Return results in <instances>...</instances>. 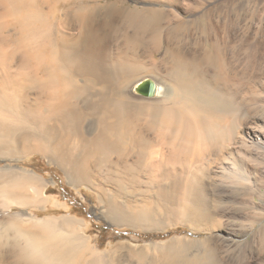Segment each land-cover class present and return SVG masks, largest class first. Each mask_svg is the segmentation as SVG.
Here are the masks:
<instances>
[{
    "label": "bare ground",
    "instance_id": "6f19581e",
    "mask_svg": "<svg viewBox=\"0 0 264 264\" xmlns=\"http://www.w3.org/2000/svg\"><path fill=\"white\" fill-rule=\"evenodd\" d=\"M71 1L0 0V156H48L71 184L94 190L116 224L147 227L164 210L195 232L213 233L224 262L236 258L264 218L248 211L264 205V79L254 76L246 32L236 40L230 22L206 23L208 10L178 19L169 26L175 35L206 20L208 38L189 52L178 36L160 41L170 8L112 4L100 15L84 0L75 9ZM182 1L189 8L196 0L168 6ZM61 2L77 27L55 21ZM121 18L132 31L114 57L107 47ZM145 39L154 45L147 56ZM139 73L160 78L136 80ZM11 169H0V264H106L84 220L26 210L48 205L41 184L50 181ZM153 186L151 203L145 195ZM130 188H139L135 199L126 197ZM166 253L164 261L179 252ZM196 258L193 264L205 263Z\"/></svg>",
    "mask_w": 264,
    "mask_h": 264
},
{
    "label": "rangeland",
    "instance_id": "374dc122",
    "mask_svg": "<svg viewBox=\"0 0 264 264\" xmlns=\"http://www.w3.org/2000/svg\"><path fill=\"white\" fill-rule=\"evenodd\" d=\"M169 1L170 0H96L92 2L93 4L87 2L85 3H87L88 6L96 7L97 9L95 11H97L100 15H103V13L106 12L107 7L112 4L121 10L135 7L142 8L144 6L170 8L171 12H168V16H166L168 20L164 16L166 19L162 17V21L159 23L160 28L158 29L159 31L157 30V32L161 34V38H163L165 35V39L160 38V41H163L162 43L164 45L170 41V38L168 39L167 36L171 37L173 40L174 37L178 36L177 39L180 41L182 40L180 43H183L188 51L192 49L191 45H193V43L198 42L197 44H203L205 39L208 38L206 32L203 30L204 26L206 25V20L200 21L196 24L188 25V28L181 30L179 35H175L174 33L172 34V31L169 32V26H171L178 19H183L184 21L193 20L194 17L200 16L204 11L208 10L210 21L207 20L206 23H218L217 25L222 27V25L230 22L232 26L236 28L237 33H239V36L236 38V40H238L243 32H246L244 36H242L243 38L247 37L246 39L249 44L247 47L249 46V49L251 47L253 48V50L250 49V52H253L252 62L254 66H256L254 67L255 70L253 71L254 76H256L258 82L259 79H264V0H234L237 1L235 3L231 2V0H196L189 8L188 5L183 1L181 4H172V6H168ZM71 2L73 9L80 5L79 1L72 0ZM67 5L68 4L65 2H61L60 5L56 7L57 10L55 14V21L59 22L61 25L63 24L64 26H68L69 28L77 27V24H75L76 22L73 18V10L67 14L63 13V11L67 8ZM46 7L48 6L46 5ZM116 23L114 30H117V35L115 34V39L113 37L107 47V52L114 57L126 46V43L122 38L123 34L126 32L131 33L132 31V26L130 27L131 24L127 19H118ZM116 25L118 28H116ZM170 34L174 37L172 38ZM144 41L145 42L142 45L144 50L141 48L140 51L147 56L148 53L146 51L150 50L151 47L153 48L154 45L148 39H145ZM162 51L163 49H161V52L159 53L162 54ZM192 52H194L193 49ZM160 54H157L156 57L159 58L158 56ZM237 64L238 63H236V65ZM258 73L260 76L257 75ZM147 76L160 78L156 74L149 75L139 73V76H137L136 80ZM245 95L248 96V94ZM249 105L250 107H253L255 104L253 102H249ZM7 156L8 155L0 156V169L6 167L7 169H11L13 167L11 170H15V172L18 171L19 174H23V171H32L37 176H40L43 181H50V183H43V185L41 184L42 193L44 192L50 200L48 205L45 206L46 209L43 207H41V209L36 207H26V210L38 217H59L65 215L67 217H77L84 220L87 223L86 226L83 227L84 232L87 236L91 237V241H89V243L97 246L99 250L103 251L106 264H193L195 262V258H198V256L200 257L198 260L201 259L203 260L202 262L206 263L204 260L208 258L211 263L215 261L214 264H218L225 259H220L222 257L221 255L223 254L221 249L223 250L222 247H224V244L222 243V245L220 240L218 243V239L215 238L216 236L213 237V233L203 231L195 232V230L192 229V224V227L188 225L189 221L186 224L184 222L187 221H183L184 219L179 218V216L176 218L175 214L172 215V213L170 214L169 211L167 214V211L164 212V210H162L164 213L161 210H157V214L154 212V217L152 215V220L153 218H155V220L158 218V220L152 221L150 219V224L152 227H150V224H148L150 225L149 227L148 225L147 227L145 225L144 227L142 225L138 227H130V224H116L105 212L106 209L98 199L97 193L94 190L89 189L85 184H83V186L79 185L78 187L71 184L69 182V177L60 166L52 162L49 163L50 159L48 156H43L37 153H31L23 157L15 155ZM8 166L10 167L8 168ZM141 188L140 190L143 191L144 186ZM155 188L157 187L153 186L152 188H148V190L150 189L151 191H147L148 194L146 193L145 200L148 199V201L151 203L157 201V197H155V192L157 190ZM131 189L132 188L129 189L130 193L128 195L126 194V197L131 199L133 198V195L131 194H134L135 199L136 194L140 192H138L139 188H136L135 190ZM153 195L154 198L152 197ZM152 200L154 202H152ZM256 200L258 201L257 198ZM256 207L257 209H248L250 215L255 214L257 211H262L261 213L264 217V205L262 207ZM227 208L231 209L229 206H227ZM17 210L18 209L15 207L11 208L9 212L14 213ZM154 222L157 224L154 225ZM77 227L79 228L78 225ZM247 238L249 241L247 245L242 248L243 250L234 253V255L231 253V255L235 256L236 258H233L234 260H226V262L228 261L229 264H247L248 262V264H264V218L261 222V225H257L253 230V233L249 234ZM122 242L123 244L121 246ZM128 246L130 247L128 248ZM214 247L217 249L213 252L212 248ZM170 249L173 254L176 251L177 253L179 252L181 254L179 255L178 253L177 257H175V255L174 258L172 257L169 258L170 260L164 261V258L167 260L168 257H170V254L167 256L163 254H167L166 252L170 251ZM208 249L209 251L211 249L210 253H212V255H214L216 252L218 253V250H220L218 256L216 255L217 253L215 255L218 258L220 256L219 259L221 261L218 262V259H216L217 257H214L215 255L213 257L211 256L212 258L209 257L210 253H207ZM179 250L183 252H180ZM205 253L207 255H205ZM203 255H205L206 258ZM202 257L204 258L202 259ZM8 258L10 257L7 255V260ZM211 259L213 261H211ZM254 259H256V262Z\"/></svg>",
    "mask_w": 264,
    "mask_h": 264
},
{
    "label": "crops",
    "instance_id": "0c3cea01",
    "mask_svg": "<svg viewBox=\"0 0 264 264\" xmlns=\"http://www.w3.org/2000/svg\"><path fill=\"white\" fill-rule=\"evenodd\" d=\"M85 2H87V3H91V4H93L92 2H94V1H96V0H84ZM97 1H100V0H97ZM71 4V3H70Z\"/></svg>",
    "mask_w": 264,
    "mask_h": 264
}]
</instances>
